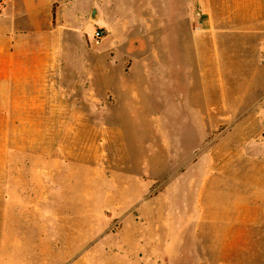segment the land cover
<instances>
[{
  "label": "rangeland",
  "instance_id": "rangeland-1",
  "mask_svg": "<svg viewBox=\"0 0 264 264\" xmlns=\"http://www.w3.org/2000/svg\"><path fill=\"white\" fill-rule=\"evenodd\" d=\"M178 3L212 41L172 116L145 53L92 42L91 12L46 42L38 97L0 104V264H264V0Z\"/></svg>",
  "mask_w": 264,
  "mask_h": 264
},
{
  "label": "crops",
  "instance_id": "crops-1",
  "mask_svg": "<svg viewBox=\"0 0 264 264\" xmlns=\"http://www.w3.org/2000/svg\"><path fill=\"white\" fill-rule=\"evenodd\" d=\"M102 1L107 3V19L99 12L100 0H8L0 6V104L19 105L25 96L30 103L31 92L36 96V89L48 86L45 78L53 67V54L46 42L75 35L80 39L93 23L87 12L96 7L95 22L101 21L98 27L108 33V49L122 56L145 53L144 62L155 66L158 104L174 114L169 106L177 101L174 91L181 80H187L188 88L194 86L196 41H212V35L201 38L188 30L187 14H181L178 0ZM181 18L183 28L178 26ZM9 89L11 94L5 97ZM191 195L188 188L187 196Z\"/></svg>",
  "mask_w": 264,
  "mask_h": 264
},
{
  "label": "built area",
  "instance_id": "built-area-1",
  "mask_svg": "<svg viewBox=\"0 0 264 264\" xmlns=\"http://www.w3.org/2000/svg\"><path fill=\"white\" fill-rule=\"evenodd\" d=\"M105 34V30L103 28H95L94 31L91 34V40L94 44H98L101 40V38H103Z\"/></svg>",
  "mask_w": 264,
  "mask_h": 264
},
{
  "label": "water",
  "instance_id": "water-1",
  "mask_svg": "<svg viewBox=\"0 0 264 264\" xmlns=\"http://www.w3.org/2000/svg\"><path fill=\"white\" fill-rule=\"evenodd\" d=\"M91 17H92L93 19H97V17H98V13H97V10H96L95 8H93V9L91 10Z\"/></svg>",
  "mask_w": 264,
  "mask_h": 264
}]
</instances>
